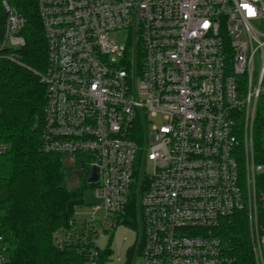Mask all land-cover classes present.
<instances>
[{"label": "built area", "instance_id": "obj_1", "mask_svg": "<svg viewBox=\"0 0 264 264\" xmlns=\"http://www.w3.org/2000/svg\"><path fill=\"white\" fill-rule=\"evenodd\" d=\"M34 1L47 43V67L34 72L46 93L41 150L79 159L86 182L98 170L91 212H74L54 243L97 264L100 237L133 195L131 264H235L213 230L239 213L264 264V0ZM24 25L0 0V60L27 68Z\"/></svg>", "mask_w": 264, "mask_h": 264}, {"label": "trees", "instance_id": "obj_2", "mask_svg": "<svg viewBox=\"0 0 264 264\" xmlns=\"http://www.w3.org/2000/svg\"><path fill=\"white\" fill-rule=\"evenodd\" d=\"M14 6L25 19L21 31L25 46L20 56L28 69L0 60V140L7 145V151L0 156V232L7 245L8 264H84L80 245L60 248L53 235L67 228L75 209L83 205V191L94 185L83 179L79 186L68 189L66 162L77 164L79 159L41 150L46 93L34 72L42 74L47 67V43L35 1L16 0ZM262 129L258 118L257 148ZM259 182L264 193V177ZM135 214L132 195L120 220L137 231ZM259 218L264 227V198L259 203ZM213 233L222 240L235 264H255L243 213L221 223ZM109 252H100L97 264ZM129 253L131 264L133 252Z\"/></svg>", "mask_w": 264, "mask_h": 264}, {"label": "rangeland", "instance_id": "obj_3", "mask_svg": "<svg viewBox=\"0 0 264 264\" xmlns=\"http://www.w3.org/2000/svg\"><path fill=\"white\" fill-rule=\"evenodd\" d=\"M7 1L10 4L16 2V0ZM111 38L119 47H123L125 44V32H119L115 35L111 34ZM151 123L158 126L162 123V120L157 117L151 120ZM65 166L68 169L66 178L67 188L70 189L79 186L82 182L81 180L84 179L83 175L78 172L80 166L71 160H68ZM150 171V164L147 163L145 172L146 174H150ZM93 201V188H86L83 191V205L75 209V218L81 219L90 213V207ZM135 239L136 233L134 229L125 223H121L120 220L115 228H109L99 239L100 252L105 250L110 251L108 255L104 256L100 264H128L129 252L134 246ZM134 264H140V259L136 258Z\"/></svg>", "mask_w": 264, "mask_h": 264}, {"label": "water", "instance_id": "obj_4", "mask_svg": "<svg viewBox=\"0 0 264 264\" xmlns=\"http://www.w3.org/2000/svg\"><path fill=\"white\" fill-rule=\"evenodd\" d=\"M97 168L92 166L87 168V172H88V179L87 182L89 184H95L97 182Z\"/></svg>", "mask_w": 264, "mask_h": 264}, {"label": "flooded vegetation", "instance_id": "obj_5", "mask_svg": "<svg viewBox=\"0 0 264 264\" xmlns=\"http://www.w3.org/2000/svg\"><path fill=\"white\" fill-rule=\"evenodd\" d=\"M78 172H79V174L83 175L84 172H85V168L82 167V166H80ZM131 251L133 252V254H132V255H133L132 258H134V257L137 255V250H135V249L133 250V248H132ZM129 256H130V253H129Z\"/></svg>", "mask_w": 264, "mask_h": 264}, {"label": "snow or ice", "instance_id": "obj_6", "mask_svg": "<svg viewBox=\"0 0 264 264\" xmlns=\"http://www.w3.org/2000/svg\"><path fill=\"white\" fill-rule=\"evenodd\" d=\"M252 14H254V12Z\"/></svg>", "mask_w": 264, "mask_h": 264}]
</instances>
